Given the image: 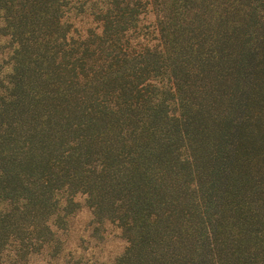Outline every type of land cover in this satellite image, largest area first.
Instances as JSON below:
<instances>
[{"label": "trees", "instance_id": "trees-1", "mask_svg": "<svg viewBox=\"0 0 264 264\" xmlns=\"http://www.w3.org/2000/svg\"><path fill=\"white\" fill-rule=\"evenodd\" d=\"M264 264V0H0V264Z\"/></svg>", "mask_w": 264, "mask_h": 264}, {"label": "rangeland", "instance_id": "rangeland-1", "mask_svg": "<svg viewBox=\"0 0 264 264\" xmlns=\"http://www.w3.org/2000/svg\"><path fill=\"white\" fill-rule=\"evenodd\" d=\"M30 264H43L42 261H41V258H33L31 261H30Z\"/></svg>", "mask_w": 264, "mask_h": 264}]
</instances>
